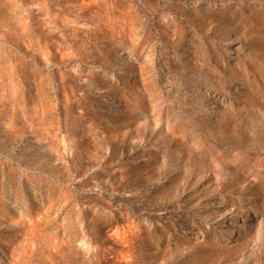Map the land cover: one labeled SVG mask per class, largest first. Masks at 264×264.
I'll list each match as a JSON object with an SVG mask.
<instances>
[{
	"label": "rangeland",
	"instance_id": "rangeland-1",
	"mask_svg": "<svg viewBox=\"0 0 264 264\" xmlns=\"http://www.w3.org/2000/svg\"><path fill=\"white\" fill-rule=\"evenodd\" d=\"M0 264H264V0H0Z\"/></svg>",
	"mask_w": 264,
	"mask_h": 264
},
{
	"label": "bare ground",
	"instance_id": "bare-ground-1",
	"mask_svg": "<svg viewBox=\"0 0 264 264\" xmlns=\"http://www.w3.org/2000/svg\"><path fill=\"white\" fill-rule=\"evenodd\" d=\"M115 113H116V116H117L119 122L124 123L126 117H125V113L122 110V108L118 107Z\"/></svg>",
	"mask_w": 264,
	"mask_h": 264
}]
</instances>
